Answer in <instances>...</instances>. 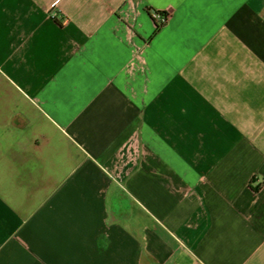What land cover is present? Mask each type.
<instances>
[{"label":"crops","instance_id":"crops-1","mask_svg":"<svg viewBox=\"0 0 264 264\" xmlns=\"http://www.w3.org/2000/svg\"><path fill=\"white\" fill-rule=\"evenodd\" d=\"M0 264H264V0H0Z\"/></svg>","mask_w":264,"mask_h":264},{"label":"built area","instance_id":"built-area-1","mask_svg":"<svg viewBox=\"0 0 264 264\" xmlns=\"http://www.w3.org/2000/svg\"><path fill=\"white\" fill-rule=\"evenodd\" d=\"M151 19L155 24L157 32L162 33L166 31L169 22L168 14L153 13Z\"/></svg>","mask_w":264,"mask_h":264},{"label":"trees","instance_id":"trees-1","mask_svg":"<svg viewBox=\"0 0 264 264\" xmlns=\"http://www.w3.org/2000/svg\"><path fill=\"white\" fill-rule=\"evenodd\" d=\"M156 13V12H155ZM160 14H164V13H160Z\"/></svg>","mask_w":264,"mask_h":264}]
</instances>
